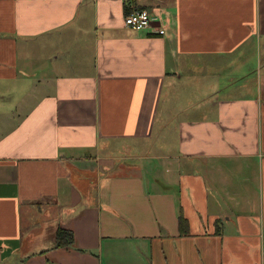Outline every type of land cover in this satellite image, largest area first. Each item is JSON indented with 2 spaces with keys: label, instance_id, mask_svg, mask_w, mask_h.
<instances>
[{
  "label": "crops",
  "instance_id": "crops-1",
  "mask_svg": "<svg viewBox=\"0 0 264 264\" xmlns=\"http://www.w3.org/2000/svg\"><path fill=\"white\" fill-rule=\"evenodd\" d=\"M0 264H264V0H0Z\"/></svg>",
  "mask_w": 264,
  "mask_h": 264
},
{
  "label": "built area",
  "instance_id": "built-area-1",
  "mask_svg": "<svg viewBox=\"0 0 264 264\" xmlns=\"http://www.w3.org/2000/svg\"><path fill=\"white\" fill-rule=\"evenodd\" d=\"M149 13L145 10H135L124 18V26L133 31L147 29L151 23Z\"/></svg>",
  "mask_w": 264,
  "mask_h": 264
},
{
  "label": "trees",
  "instance_id": "trees-1",
  "mask_svg": "<svg viewBox=\"0 0 264 264\" xmlns=\"http://www.w3.org/2000/svg\"><path fill=\"white\" fill-rule=\"evenodd\" d=\"M186 222L184 216L180 213L178 214V223L181 228V226ZM55 246L56 247H63L70 245L73 240L72 232L70 230L66 229H57L56 236H55Z\"/></svg>",
  "mask_w": 264,
  "mask_h": 264
},
{
  "label": "rangeland",
  "instance_id": "rangeland-1",
  "mask_svg": "<svg viewBox=\"0 0 264 264\" xmlns=\"http://www.w3.org/2000/svg\"><path fill=\"white\" fill-rule=\"evenodd\" d=\"M189 91H187L186 93H189V92H191V89H188ZM201 92H202V94L203 93H205L202 89H201ZM199 94V93H198Z\"/></svg>",
  "mask_w": 264,
  "mask_h": 264
}]
</instances>
